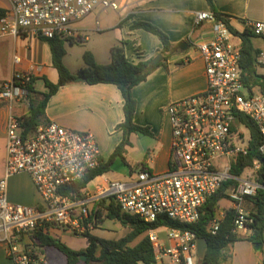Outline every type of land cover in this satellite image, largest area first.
<instances>
[{
    "label": "built area",
    "instance_id": "1",
    "mask_svg": "<svg viewBox=\"0 0 264 264\" xmlns=\"http://www.w3.org/2000/svg\"><path fill=\"white\" fill-rule=\"evenodd\" d=\"M9 9L0 18L1 37L31 35L49 40L80 42L73 23L96 9L120 11L127 0H8ZM212 22L213 38L196 45L204 66L205 91L170 103L165 113L171 132L170 167L154 174L141 168L127 181L95 180L71 197L65 191L94 171L101 162L94 136L85 131L63 128L53 122L40 123L28 135H22L20 117L9 114L5 121V157L0 179V244L10 264H48L39 246L30 237L48 235L56 230L84 238L95 228L90 210L101 202L112 203L122 213L137 216L145 223L159 216L179 224L192 225L199 220L202 207L227 182L234 212L231 233L241 237L252 232L253 217L244 201L264 185L256 181L264 167V96L245 95L242 82L240 50L232 43L234 34L225 18L212 12L196 13L194 25ZM97 25V23H96ZM244 30L264 37V22L244 21ZM19 63L18 58L13 59ZM255 64L264 66V52L255 56ZM41 67L31 65L15 71L0 86V101L11 104L27 101L28 85ZM249 119L257 128L260 160L254 161L239 176L230 173L237 155L245 156L243 126L237 115ZM239 120V119H238ZM244 127V126H243ZM235 131L232 132L231 129ZM26 174L38 196L33 206L14 204L7 199V180ZM226 211V210H225ZM224 211V212H225ZM224 213L214 214L208 232L215 235ZM162 230L165 245L158 235ZM155 264H195L196 235L189 230L160 227L147 234Z\"/></svg>",
    "mask_w": 264,
    "mask_h": 264
},
{
    "label": "crops",
    "instance_id": "2",
    "mask_svg": "<svg viewBox=\"0 0 264 264\" xmlns=\"http://www.w3.org/2000/svg\"><path fill=\"white\" fill-rule=\"evenodd\" d=\"M212 3L215 13L227 20L232 31L237 35L248 33L252 47V62L245 70H242L246 79L245 83L243 82L244 88L247 95L264 96V87L259 85L262 79L255 73V66H257L255 56L259 52H264V37L253 36L249 31H245L242 25L244 21L264 22V0H212ZM9 7L8 0H0V9L6 11ZM96 10L87 16H95V30L101 32L99 17L104 22L103 14L106 11L100 9L96 13ZM120 11L121 13H118ZM120 11L115 18L103 25L102 31H106L104 34H112L108 37V42L90 49L89 52L96 63L108 64L110 48L122 42L124 55L133 64L151 61L152 65V60L161 56V59L152 66L160 62L161 64L150 72L145 81L132 89V97L136 103L133 123L147 129L148 134L128 135V144L124 146L123 152L125 147L132 146L134 142L144 152L133 175L141 168L154 174H162L170 167L171 155V132L165 113L166 107L172 102L201 93L206 89L204 66L200 54L196 51V45L213 38L212 22L204 20L195 26L194 17L196 13L212 11L204 0H134L132 2L127 0L126 6ZM134 22H147L158 28L167 36L170 50L174 49L173 52L169 50L168 53H161L162 45L158 38L142 29L132 28ZM74 29L81 37L80 42L86 41L84 32H87V29L85 27H74ZM237 35H234L232 43L240 50L241 39ZM182 42L186 46L179 47L178 45ZM66 43L72 45L71 43L77 42ZM67 52L65 49L63 64L72 75H75L83 64L71 68L66 63ZM14 58L19 59L18 64L13 63ZM31 65L41 67L39 73L34 76V89L37 92H46L43 79L50 83L57 81L48 44L31 35L0 38V86L8 81L15 71H25ZM122 106V97L114 85H88L72 80L60 87L49 98L44 114L48 122L66 129L91 133L96 140L101 160L105 162L122 141V132L116 129L117 125L124 120ZM9 114L17 117L26 115L27 101L11 104L0 101V137L4 139V155L0 160V179L3 175L5 157V121ZM103 175L95 180H105L102 178ZM114 181L119 180L114 178ZM7 199L11 203L30 207L38 203V196L28 175L19 174L7 180ZM222 201L227 200L218 202L214 214L224 213L225 210L217 209ZM229 204L231 208L230 201ZM127 230L129 232V229ZM62 234L64 233L52 230L47 236L59 240L74 251H83L87 247L85 238L69 236L61 239ZM92 235L103 238L99 234ZM158 235L167 245L168 242L162 230L158 231ZM239 244H245L243 250L238 249ZM45 248L47 247H40L42 253ZM253 250L254 245L249 241L244 239L236 241L231 246V257L228 263L260 264Z\"/></svg>",
    "mask_w": 264,
    "mask_h": 264
},
{
    "label": "trees",
    "instance_id": "3",
    "mask_svg": "<svg viewBox=\"0 0 264 264\" xmlns=\"http://www.w3.org/2000/svg\"><path fill=\"white\" fill-rule=\"evenodd\" d=\"M206 5L212 11L216 18H220L214 11L212 0H204ZM4 10L0 9V18L4 15ZM134 29H142L158 38L162 45L161 53H168L170 43L167 36L155 26L147 22H134ZM231 30V29H230ZM234 35H237L231 30ZM241 39L240 45V69L242 82L245 83V75L242 70L252 62V47L249 41L247 32L237 35ZM48 44L51 54V64L57 75L56 83H50L43 79L46 92H37L34 89V78L28 85L27 97V114L20 117L22 135L30 134L40 123H47L44 110L49 98L56 91L70 83L76 77H83L84 83L88 85L96 84H111L114 85L120 92L123 100V115L124 120L117 125L116 129L122 132V141L114 149L109 158L103 162L94 171L86 175L82 180L75 182L65 191L71 197H81L82 191L86 188L94 178L103 175L109 170L110 164L114 158L120 157L124 160V146L128 144L127 137L132 133L148 134L147 129L136 126L133 123V115L135 111V100L132 97V89L145 81L147 76L156 66L151 65V61H143L133 64L127 60L124 55L123 43H119L110 48V62L108 64H98L95 62L92 54L85 51L82 55L83 67L78 70L75 75H72L63 64L65 55L64 43L58 37L43 40ZM74 44V43H71ZM259 84L264 87V77ZM241 124L249 131L248 152L245 156L237 155L231 163L230 173L234 176H239L244 169L250 168L254 161H259L260 157L257 152L260 144V136L257 128L253 123L243 117L237 115ZM235 131L234 128L231 129ZM256 181L264 185V167L261 166L257 171ZM233 182L224 183L218 191L205 203L202 207L199 220L192 224H179L177 222L159 216L152 223H145L137 216L122 213L111 202H101L97 208L93 207L90 210L89 218L95 222V229L99 228L104 220L117 221L122 227L129 229V232L117 239L108 240L98 238L90 233L84 235L87 241V247L83 251H74L64 243L43 235L41 233L33 234L30 239L39 247H51L59 251L65 258L66 264H155V257L147 234L151 230L160 227H173L183 230L192 231L198 239H204L207 248L202 260L196 261L195 264H225L230 260V249L233 243L239 240H247L253 245L263 243L264 231V191L258 190L252 197H248L244 201L246 210L253 217V225L251 234L246 237H238L231 233L234 212L232 209H227L224 212L222 220L219 222L215 235L208 232V227L213 219L215 208L220 200L227 199V190L233 187ZM135 242V244H133ZM79 256L85 257V262L79 261ZM264 264V261L262 262Z\"/></svg>",
    "mask_w": 264,
    "mask_h": 264
},
{
    "label": "rangeland",
    "instance_id": "4",
    "mask_svg": "<svg viewBox=\"0 0 264 264\" xmlns=\"http://www.w3.org/2000/svg\"><path fill=\"white\" fill-rule=\"evenodd\" d=\"M134 0H130L132 2ZM100 9L96 10L99 11ZM126 11V10H125ZM94 13V14H96ZM118 13H121L118 12ZM117 12H113L110 10H106V13L103 14L105 21L102 22L99 17V28L101 32H96L95 26V16L90 15L83 18L80 21L73 23V28L75 27H85L87 32L85 36L87 37L86 41L77 42L75 44L65 43L64 47L67 49L66 63L71 67H76L78 64H83L82 55L85 51H90V49L96 48L99 45H104L108 42V37L112 34L106 35L104 34L106 31H102L103 25L108 23V20L115 18ZM4 70V67H3ZM255 73L258 78L264 77V66H255ZM247 95V91L244 92ZM237 131L241 132V137L243 138V144H239L240 147H243L249 138V131L243 127H237ZM133 138H131L132 140ZM132 146L125 147V151L123 152L124 160L120 157L114 158V161L109 166V172L103 175V179L114 181V178L119 181H127L130 177H133V172L137 168V164L142 160L144 156V152L138 148V145L134 142ZM4 155V139L0 137V160ZM132 172V173H131ZM132 174V175H130ZM113 179V180H112ZM227 201H222L217 209L227 210L230 206L229 199H225ZM246 209V206L244 205ZM128 232L127 229L123 228L117 221L104 220L102 224H100L99 228L92 231L90 234H99L102 235L103 238L108 240H115L122 236H124ZM74 237L68 233H64L61 235V239L65 237ZM135 244V242L133 243ZM245 244H239L238 249L243 250V246ZM257 245V244H256ZM254 255L259 261L260 264L264 261V232H263V243L259 244L258 248H255L254 245ZM43 254L46 258L48 264H66L64 256L54 248L47 247L43 250ZM0 264H10L9 260L5 256V248L2 244H0ZM225 264H229L228 262Z\"/></svg>",
    "mask_w": 264,
    "mask_h": 264
},
{
    "label": "water",
    "instance_id": "5",
    "mask_svg": "<svg viewBox=\"0 0 264 264\" xmlns=\"http://www.w3.org/2000/svg\"><path fill=\"white\" fill-rule=\"evenodd\" d=\"M179 47H184L186 46L185 43H180L178 45ZM174 49H171L170 52H173ZM161 59V56H157L155 59L152 60V65H155L158 60ZM73 81L75 82H84L85 79L83 77H76L75 79H73ZM239 120L237 119L235 121V124H238ZM259 244L255 245V248H258ZM207 248V245H206V242L204 239H197V243H196V257H197V260H202L203 257H204V253H205V250ZM79 261L81 262H85V257L84 256H79Z\"/></svg>",
    "mask_w": 264,
    "mask_h": 264
}]
</instances>
